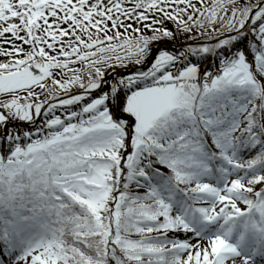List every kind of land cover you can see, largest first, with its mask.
I'll list each match as a JSON object with an SVG mask.
<instances>
[{
    "label": "snow or ice",
    "instance_id": "6c2138e0",
    "mask_svg": "<svg viewBox=\"0 0 264 264\" xmlns=\"http://www.w3.org/2000/svg\"><path fill=\"white\" fill-rule=\"evenodd\" d=\"M0 264H264V0H0Z\"/></svg>",
    "mask_w": 264,
    "mask_h": 264
}]
</instances>
